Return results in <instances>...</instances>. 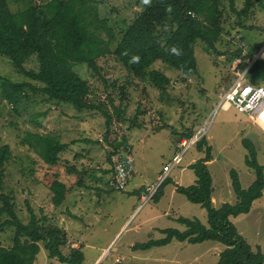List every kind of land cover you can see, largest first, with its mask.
<instances>
[{
    "label": "rangeland",
    "instance_id": "374dc122",
    "mask_svg": "<svg viewBox=\"0 0 264 264\" xmlns=\"http://www.w3.org/2000/svg\"><path fill=\"white\" fill-rule=\"evenodd\" d=\"M222 3L225 14L223 33L215 45L217 53H206L205 45L197 41L194 49L196 74L184 77L160 62L151 66L150 70H157L169 78L165 91L135 78L111 54L97 60L99 77L85 64L74 65L73 70L87 81L98 99L106 102V96L110 95L114 107H126V121L121 123L113 117L107 137L105 121L99 113L84 111L79 114L71 105L47 101L42 95L30 92L24 105L15 112L0 92V147L7 145L11 151V158L4 167V192L13 196L23 223L28 222L29 207L36 218L45 217V225L52 224L64 231L65 227L69 228L72 234L65 231L67 245L62 249L63 253L79 246L77 242L82 232L83 248L86 245L92 247L83 249V264H93L104 250L107 256L103 264L114 262L115 257L120 264H131L127 243L143 242L150 225L182 231L185 227L175 221L182 217L199 220L208 226L206 211L200 205L189 202L177 192L171 193L175 182L184 187L195 183L194 171L187 165L203 157L195 144L183 152L179 135L188 130L194 135L216 108L218 94L237 78L232 71L237 58L230 61V55L240 49L244 55L255 46L264 45V0H253L246 16L232 13L228 0H222ZM96 5L99 18L106 20L113 31L112 51L127 25L146 4L143 0H96ZM234 5L239 11L243 2L236 0ZM99 32L106 40L105 31L99 28ZM24 67L36 71V58L31 57ZM100 77L110 86L106 88ZM1 78L27 81L5 56H0V81ZM243 82L264 86V83L259 84L261 79L256 72H249V69ZM136 113L137 119L132 125L127 120ZM26 133L55 135L68 144L69 149L60 155L59 163L49 169L22 143ZM123 135L127 148L122 147L117 152L132 154L135 174L124 190H117L112 185V173L108 172L112 169L108 157L114 154L109 141H122ZM204 138L212 147L213 160L208 164V170L212 178L213 207L218 208L223 203L235 204L237 198L231 188L229 171L237 172L243 189L250 186L255 175L245 165L246 150L242 140L251 141L257 162L264 166V132L250 121L248 115L222 108L217 111ZM176 154H181L179 163L165 175L163 168L171 164ZM68 168L80 171V175H69ZM162 176H167L173 183L165 185L163 192L166 196L157 204L146 195L149 191L155 192ZM55 179L71 188L58 207L52 205L48 188ZM78 183L82 187L77 186ZM145 197L148 199L143 201ZM5 219L6 216H0V225ZM233 219L237 231L247 243L264 252V190L263 196L254 202L249 216L240 215ZM136 226H141L142 231L138 232ZM13 234V229L1 228L0 245L10 247ZM39 246L34 264H65L49 259L47 251L41 244ZM201 252L196 250L182 259H190L196 264H212L214 256L203 258L200 256L206 251Z\"/></svg>",
    "mask_w": 264,
    "mask_h": 264
},
{
    "label": "trees",
    "instance_id": "16d2710c",
    "mask_svg": "<svg viewBox=\"0 0 264 264\" xmlns=\"http://www.w3.org/2000/svg\"><path fill=\"white\" fill-rule=\"evenodd\" d=\"M235 1L228 0L232 13L246 16L253 0H241L243 7L239 11L235 8ZM224 14L222 0H150L127 25L111 51L114 34L106 20L99 18L96 0H0V56L7 57L12 67L27 79L14 82L1 78V97L15 112L24 105L30 92L42 95L47 101L71 105L79 114L84 111L99 113L104 118L107 137L113 117L121 123L126 121V107H114L110 95L106 96V102L98 99L87 81L73 70L74 65L85 64L94 75H98L97 60L111 54L135 78L165 91L169 78L157 70H150L151 66L160 62L184 77L196 74L195 45L201 41L206 53H217L215 45L223 33ZM99 28L105 31L106 40L101 37ZM261 46H255L244 55L241 49L237 50L230 55V61L239 57L252 59ZM172 48H177L180 54L173 53ZM33 56L38 62L37 70H26L24 65ZM256 71H261L264 76V59L258 58L251 65L249 72ZM100 79L106 88L110 86L106 80ZM137 115L127 121L135 125ZM192 134V130H188L179 137L188 139ZM121 140L109 141L114 153L122 147L127 148L124 135ZM22 143L49 169L59 163L60 155L68 149V144L49 133H26ZM242 145L246 150L245 165L253 171L255 179L243 189L237 172L229 171L231 188L237 198L235 204L223 203L218 208L213 207L212 178L208 170V163L213 160L212 147L201 138L196 148L203 157L188 167L194 171L195 183L186 187L174 184V187L175 192L206 211L208 226L196 219L180 217L176 221L185 230H161L164 238L136 243L131 250L145 251L167 245L172 240L190 244L212 241L224 247L216 264H264L261 250L253 251L230 221V218L249 213L253 202L262 197L264 190V166L257 162L255 147L248 139L242 140ZM10 158V148L7 145L0 147V216H6L0 229L6 227L14 231L12 245H0V264H34L40 251L39 244L47 251L49 259L65 264H83L81 247L63 253L62 249L67 245V234L63 229L45 225V217L36 218L29 207L28 222L23 223L19 218L13 196L4 192V167ZM108 159L111 163L110 156ZM67 172L80 175V171L74 169L68 168ZM108 172L112 173V181L113 169ZM169 183L173 182L164 178L150 199L157 203ZM77 186L82 187L80 183ZM48 188L55 207L60 206L71 192L70 187L57 179Z\"/></svg>",
    "mask_w": 264,
    "mask_h": 264
},
{
    "label": "built area",
    "instance_id": "2783aa9c",
    "mask_svg": "<svg viewBox=\"0 0 264 264\" xmlns=\"http://www.w3.org/2000/svg\"><path fill=\"white\" fill-rule=\"evenodd\" d=\"M263 51L264 45L258 54L252 59L239 57L233 62L232 71L235 73L237 78L227 89L222 90L218 94V104L216 105V108L200 129L190 138L180 140L181 145L183 146V152L189 149L192 145H196L201 138H204L209 130L214 116L219 109L229 108L233 109L237 113H243L251 116L264 106V86H253L243 82L247 70L250 69L254 61L258 58H264ZM257 118L264 119V108L261 110L259 115L257 114ZM180 159L181 154L174 155L171 164L163 168V173L167 175L170 169L179 163ZM110 161L113 169L112 185L117 190H124L132 175L135 174L132 154L129 151L117 152L111 155ZM163 177L164 176L159 179V182L163 181L167 176ZM152 194L153 193L150 194L149 191L146 197H151ZM146 197L143 198V201L144 199H148H146Z\"/></svg>",
    "mask_w": 264,
    "mask_h": 264
},
{
    "label": "crops",
    "instance_id": "0c3cea01",
    "mask_svg": "<svg viewBox=\"0 0 264 264\" xmlns=\"http://www.w3.org/2000/svg\"><path fill=\"white\" fill-rule=\"evenodd\" d=\"M261 42L257 43V44H261ZM249 51H252V50L250 49ZM263 53H264V51H263ZM256 74L261 79V82H259V84L264 83L263 73L261 71H256ZM255 80H256V78H255ZM263 108H264V106L261 107L254 115H251V116L248 115V118L250 119V121L255 126L259 127L264 132V119L263 118H257V114L259 115ZM68 152H70V151H68ZM191 164L192 163H189L187 165V167H189V165H191ZM174 184L178 185L176 182ZM174 192H175V187L173 186V188L171 190V193H174ZM151 193H153V192L150 191V194ZM165 196H166V193L163 192V195L159 199V201L161 199H163ZM140 197L142 198V196H140ZM159 201L157 202V204L159 203ZM254 202H253V204H254ZM212 203H213V197H212ZM253 204L251 206V209H250L249 213L248 214H242V215L249 216L251 214V210H252ZM164 215L169 217V215H167V213H164ZM74 217H76V216H74ZM234 220L235 219L230 218V221L232 223L234 222ZM136 229H137L138 232L142 231L141 226H136ZM66 230H67L68 234H72L71 231L69 230V228L65 227V231ZM161 230H164V229L150 225L148 227V230L145 231V233H144L145 234V236H144L145 240L143 242H141V243H145V242H147L149 240H159V239L164 238V234L161 233ZM81 236H82V232H81V234L79 236L80 240L77 243L79 244L78 247H81L82 252H83V249L92 248V247H89L87 245L85 246V248H83V242H82L83 240H81ZM133 245L134 244H130V242H128L127 243V249L128 250L126 249L129 252V255H127V252H126V255L129 257L128 259L131 262V264H196L194 261L192 262V260H190V259H188V260H183L182 259L183 257H187L190 253H194L196 250H200V253H202L201 250L206 251L200 257L206 258L208 256L209 257L214 256L213 258H211V261H212V264H216V262L218 261V258H219V253L222 252V250L224 249V247L221 246V244L219 245V243L212 242V241H205V242L199 243V244H190V243H187L186 241L179 242V241H176V240H172L167 245H164V246H161V247H153V248H150V249L145 250V251H131L130 249H131V247ZM78 247H75V248H78ZM250 247H251V249L253 251L257 250V249H254L252 246H250ZM257 248L260 250V248L258 246H257ZM262 253L264 254V252H262ZM106 256H107L106 250L102 251L96 257V259H94L93 264H98L99 262H102V264H103L104 257H106ZM123 257H121V259ZM115 258H116L115 261L111 262L110 264H120L121 263V262L118 263L119 260H118L117 257H115ZM195 260H197L196 257H195ZM210 264H211V262H210Z\"/></svg>",
    "mask_w": 264,
    "mask_h": 264
},
{
    "label": "clouds",
    "instance_id": "9594fccd",
    "mask_svg": "<svg viewBox=\"0 0 264 264\" xmlns=\"http://www.w3.org/2000/svg\"><path fill=\"white\" fill-rule=\"evenodd\" d=\"M143 3H144V4H149V3H150V0H143ZM262 47H263V45H262ZM262 47H261V48H262ZM261 48H260V49H261ZM260 49H259V51H260ZM259 51H258V52H259ZM172 52L175 53V54H177V55L180 54V52H179V50H178L177 48H172ZM261 59H262V58H261ZM135 60L138 61V58H135Z\"/></svg>",
    "mask_w": 264,
    "mask_h": 264
}]
</instances>
